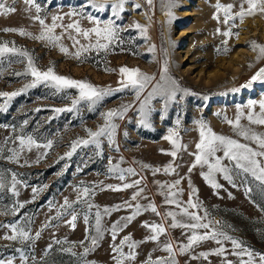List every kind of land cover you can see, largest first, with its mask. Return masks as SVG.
Returning a JSON list of instances; mask_svg holds the SVG:
<instances>
[{
	"label": "rangeland",
	"instance_id": "1",
	"mask_svg": "<svg viewBox=\"0 0 264 264\" xmlns=\"http://www.w3.org/2000/svg\"><path fill=\"white\" fill-rule=\"evenodd\" d=\"M223 5L233 3V13L239 10V0H219ZM10 6L16 8V12L7 16H0V42H9V46L14 42L15 46L27 50L35 65L40 70H46L50 64L54 65L55 72L59 75L70 77L76 80H87L92 85L99 88H111L115 90L120 85L117 83L121 79L119 68L127 66L129 69H139L147 75L158 74L163 61L166 59L169 67V75L175 78L182 88L188 89L191 95L184 96L181 100L179 94L177 100L169 104L166 111L162 113V100H154L151 104L150 114L151 127L139 125V113L137 111L138 102L133 103V93L130 90L114 92L113 95L105 97L92 111L88 110L86 102L82 101L77 110L73 112L54 113L52 108H67L71 106L72 99L76 98V89H67L62 93H55L54 89L41 84L35 88H30L23 94L14 97L8 104L7 111L0 112V149L12 148L16 144L11 141L5 146L4 141L16 136H32L39 143L53 141V147L48 150V155L37 162L38 154L45 150L35 149L26 152L20 161L24 164L27 159L28 165L19 166L9 163L7 159H0V170L18 174V179L24 182L27 187L21 185L19 196H12L10 193L0 194V210L11 208L15 203H24L25 206L19 209L15 216L6 214L0 215V224L17 222L22 226L29 225L30 235L40 230L45 221L56 216V211L64 203L65 198L70 202L77 200V187L93 188L94 185L117 186L122 183H131L134 180H142L139 187L144 188L143 197L137 201H131L133 206L139 202L141 205L153 203L161 213L165 211H178L172 205H164V196L160 195L158 183L169 184L185 177L181 180L179 188L182 194L178 199L186 204L189 195V180L196 189L193 201L199 203L201 209L196 211L203 216L207 211L214 226L226 232L229 236L241 241L244 246L255 253L264 254V192L261 186L250 176L245 183H241L243 176L236 177L234 182L236 187L228 184L219 175L218 182L222 185L219 190L210 188L201 177V172H206L207 168L197 166L188 172V168L194 161L195 144L199 141V130L196 121L203 120L213 132L237 139L241 143H250L236 136L226 123L227 120H234L237 108L243 109L245 118L241 119V124L247 126L246 114L249 109L246 107L249 101H259L264 98V82H254L249 84L251 77L260 69L264 68V59L257 62V53L253 52L249 45L251 42L264 46V16L257 14L249 17L243 23L237 21V27L233 29L238 32V36L228 39L227 47L230 51L227 54L217 52V49L224 47L223 35L217 34L226 30L223 23V14H220V22L214 20L213 14L216 12L217 0H172L176 7L171 9L172 17L165 15L166 9L162 7L161 0H154L153 6L149 8L145 0H129L125 4V11L122 13V20L117 21L128 31L121 32L122 43L119 47L114 46L113 54H97L89 52L84 54L83 62H78L70 56L60 53L58 48L46 46L45 42L21 37L18 34L5 33L3 29L14 28L23 29L35 36L40 33V25L33 22L35 10L26 11L27 5L24 0H7ZM42 6L40 15L45 17V22L51 24L53 15H62V23L67 25L72 20H78L82 29H89L94 25L86 18L80 16L72 17L71 20L65 15L70 11H81L86 0H37ZM139 3V9L133 8ZM86 14L98 16L105 20L110 16V11L98 13L92 8H83ZM143 13H147L151 20L145 18ZM136 14V15H134ZM148 26V40L145 41L138 30H133V23ZM61 28H57L56 35H60ZM75 35V33H72ZM81 44H86L82 37H79ZM95 40V37H92ZM61 43L68 47L72 53L71 40L67 34L62 36ZM155 46L156 51L149 52L150 46ZM123 49V50H122ZM166 54V55H165ZM13 62L6 60L0 71V92H13L23 87L25 83L31 81L30 76L14 75L15 72H22L27 61L23 63L15 62L18 57L10 58ZM249 64L252 66L249 67ZM105 67L112 69L111 73H105ZM145 91V95L147 91ZM3 98H0V103ZM122 104H132L133 107L125 113L123 119H115L117 125L115 143L109 147L107 138L101 140V155L96 154L94 145L87 147L80 146L71 157H66L65 153L70 151L71 142L78 137L87 139L85 129L96 131L97 126L103 125L101 112L118 109ZM41 111H35V109ZM254 113H259L257 105L251 109ZM161 114L164 119L161 120ZM180 119L178 129L179 139L182 145L187 146L186 151H180L173 163V158L165 153L171 151V145L164 139L169 128L176 127V120ZM28 124L24 125L23 121ZM251 128L264 133V126L252 125ZM18 144V141H17ZM255 148V144H250ZM6 157L7 151L3 153ZM222 156L223 153H217ZM64 157V159H60ZM112 160L113 165L120 162L121 169L133 168L135 176H127L125 181L116 178V174L108 173V161ZM169 163H173L176 172L167 175L163 168ZM228 164L227 160L223 161ZM147 165L148 167H142ZM160 168L159 173L153 174V169ZM47 187H44V186ZM42 189L36 194L33 200L32 188ZM251 188L248 192L247 189ZM137 191L130 188L120 192L100 191L94 189V195L90 194L86 199L98 206L101 210L104 207L123 205L125 201H130L131 195ZM167 190L165 189V192ZM32 201V202H28ZM73 207L78 213L76 226L73 230L67 221L71 219L68 209L64 216L59 219H52L50 227L46 228L34 243L21 245L3 239L5 235H10V230L0 228V259L15 257L13 264H20L19 253L15 251L17 247H22L29 257H35L37 262L42 259L47 264H114L113 253L111 251V233L107 231L111 224L120 220L121 217L131 215V209L121 208L120 211L111 213L110 216L103 217L102 226L105 229L103 239L99 240L98 247L90 251L83 260L79 259V254L83 248L80 241L85 238L86 226L83 216L88 212L84 203H73ZM93 208L89 213L90 223H95ZM182 219V217H178ZM160 223L161 218L154 213L147 211L136 217L128 227L124 228L117 235L114 242L119 245L124 236L131 235L132 240L138 242L135 249L136 258L126 261L125 264H144L149 258L168 257V253L162 251L163 245L169 240L175 244L187 243L186 236L181 233L184 229H171L165 225L167 234L161 235L157 242L149 241L139 243L151 235L148 229L141 225L144 222ZM217 222H220L217 224ZM205 230L199 232L203 234ZM190 234V233H189ZM90 235H95L94 228ZM66 240L63 245H54L49 255L44 256V249L54 240ZM73 244L76 247L72 250L76 255L59 251L61 247L70 248ZM92 248L90 240L86 242ZM219 247L215 242L209 240L193 247L189 253L180 255L177 251L175 256L176 264H223L225 257L209 256L207 259H192L200 252L211 251ZM224 247L229 251L225 254L226 259L235 261L237 257L231 254V243L225 241ZM124 252L129 253V248L124 247ZM175 250V249H174ZM247 259V257H244ZM32 263L31 259L28 264Z\"/></svg>",
	"mask_w": 264,
	"mask_h": 264
},
{
	"label": "snow or ice",
	"instance_id": "2",
	"mask_svg": "<svg viewBox=\"0 0 264 264\" xmlns=\"http://www.w3.org/2000/svg\"><path fill=\"white\" fill-rule=\"evenodd\" d=\"M129 0H86V3L83 5V8H92L98 13H105L110 11V16L107 19L101 20L98 16L86 14L83 10L77 12L75 10L65 13V15L71 20L72 17L80 16L82 19L86 18L94 26L89 29H82L80 27V22L78 20H72V22L64 25L62 21L64 16L62 15H53L51 17V24L45 22V17L40 15L42 11V6L37 3V0H24V3L27 5L26 11L31 12L32 9L35 10V15L31 17L33 22H38L40 25V33L38 35H31V33L26 32L23 29H14V28H5L3 31L5 33H15L21 37H28L36 41L45 42L46 46H51L58 48L59 52L65 56H70L77 60L78 62H83L84 54L89 52H96L97 54L103 52L105 58L109 54H113L114 46L119 47L123 42L121 38V32L128 31L129 29L125 28L122 24H118L117 21L122 20V13L125 11V4ZM149 8L153 6L154 0H145ZM162 7L166 9L165 15L171 20L172 13L171 9L176 7L172 0H161ZM15 0H13V4ZM233 3L223 5L217 0L215 5L216 12L213 14V19L218 23L220 22V14H223V23L226 26L224 32H220L217 29V34L223 35L226 39L223 44L222 49H217L218 53L227 54L230 49L227 47L228 39L233 36H238V32H234L233 29L237 27V21L243 23L246 18L254 17L257 14L264 16V0H239V10L233 13L234 8ZM141 5L139 3L134 4L133 8L139 9ZM16 8L10 6L7 3V0H0V16H7L9 14L15 13ZM145 18L149 21L151 17L147 13H143ZM148 26H142L139 23H133L132 29L138 30L139 35L145 40H148ZM57 28H61L62 32L60 35H56L55 31ZM75 33L73 35L72 33ZM67 34V37L72 42L73 48L76 50L72 53L69 52L68 47H65L61 43L62 36ZM79 37H82L85 41H88L86 44H81ZM92 37H95V40H92ZM250 49L253 52L257 53L256 60L257 62L261 59H264V46L257 44L256 42H251L249 45ZM123 50V49H122ZM149 52H155V46H150L148 48ZM166 55V54H165ZM11 57H18L19 60L15 62L23 63L27 61L24 71L15 72L14 75L17 77L20 76H30L31 81L25 83L22 88L17 91L9 92H0V98H3V102L0 103V112L7 111L9 102L14 98L30 88H35L38 85H45L51 89L55 90V93H62L67 89H76L78 95L76 98L72 99L71 106L67 108H52L51 111L54 113L62 112H73L77 110V106L82 102H86L88 105V110L92 111L94 108L103 101L105 97L113 95L114 92H123L125 90H130L133 93V103L138 102L137 111L139 113V125L144 127H151L150 124V114L152 108L150 107L154 100H162V113L167 110L169 104L177 100L178 94L179 98L182 100L184 96L191 95L188 89L182 88L179 82L169 75L168 62L165 59L160 67L158 79L155 75H147L141 72L139 69H129L127 66L119 68V74L121 79L117 81L120 85L115 90L111 88H99L87 80H76L70 77L59 75L55 72L54 65H51L46 70H40L36 67L35 62L31 54L22 48L15 46L14 42L9 46V42H0V69H2L4 62L7 60L8 63L13 61ZM252 65L249 64V67ZM105 73H111L113 70L105 67L103 69ZM2 75V71H0ZM264 82V68H260L250 79L249 84L246 86H251L254 82ZM147 89L146 95L144 94ZM258 103L259 113H254L251 111ZM132 104H122L118 109H112L106 112H101L100 116L103 119V125L97 126L96 131L90 129H85L87 134V139L77 138L71 142L70 151L65 153L66 157H71L76 149L80 146L87 147L89 145H94L96 149V154L101 155V140L102 138H107L108 145L111 147L115 143V135L117 130V125L114 123L115 119H123L124 115L130 108ZM246 107L249 111L246 114V119L248 125H242L241 119L245 118V113L243 109L237 108L235 119L227 120L226 123L230 125L234 134L244 141L250 143H241L237 139L230 138L225 135L217 134L208 127L203 120L196 121L198 130H199V141L195 144V153H189V155L194 156V161L188 168V172L191 173L194 168L200 166L201 168L206 167V172H201V177L205 183L212 188L213 190H219L222 185L217 180V175H219L224 181H227L228 184L236 187L234 182V175L236 177L243 176L244 179L241 183L247 181V177L250 176L254 181L258 182L261 186V191L264 192V133H258L254 131L252 125H261L264 126V98L257 101H249ZM35 111H41L37 108ZM160 119H164V115L161 114ZM176 127L169 128L168 134L164 136V139L169 142L171 145V151L165 153L173 158V163L177 157V154L180 151H186L187 146L182 145L179 139L178 129L180 127V119L176 120ZM24 125L28 124L27 120L23 121ZM16 144L15 147L0 149V159H7L9 163L18 164L23 167L28 165L27 159L24 160V164H20L22 156L26 152H31L33 148L41 149L45 151L37 156V162L48 155V150L53 147V141L48 140L46 143H39L32 136H16L13 138H8L4 141L5 146L9 142ZM18 141V144H17ZM250 144H255L256 147L253 148ZM7 151L8 155L5 157L3 153ZM222 152V156H218L217 153ZM64 159V157H60ZM227 160L228 164H224L223 161ZM120 162L113 165L111 159H109L108 164V173L116 174V178L120 181L126 180L127 176H135L136 172L133 168L121 169ZM173 163H169L163 168V172L167 175H171L176 172V168L173 167ZM142 167H148L143 165ZM160 168L153 169V174L159 173ZM176 179L172 183L163 184L158 183L157 186L161 190L160 195H163L164 205H172L178 211H165L163 213L157 210V206L153 203H148L147 205H141L139 202L133 204L131 201H137L138 198L143 197L145 191L144 188L139 187L142 180H134L131 183H122V185L117 186H100L94 185L93 188L89 187H77L75 190L77 192V200L75 202H70L65 198L64 203L60 206V209L56 211V216L45 221L41 226L40 230L35 233V236L30 235V222L27 226H22L17 222H9L6 224H0V228H7L10 230V235H5L3 239L19 243L21 245H27L29 243H34L35 240L39 239L41 233L51 225V220L61 219L65 212L68 209H72L71 219L67 221V224L71 226L74 230L76 226V221L78 219V213L73 207V203H84L87 206L88 212L83 216V220L86 226L85 229V238L80 241V247L83 248L82 253L79 254V259L83 260L90 251L94 250L95 247H98L99 240L103 239L105 229L102 226V220L105 216H110L111 213L120 211L121 208L131 209V215L121 217L120 220L112 223L110 228L107 229L111 233V240L113 244L111 245V251L114 254L113 260L114 264H125L126 261H132L136 258L135 249L138 247V242L132 240L131 235L124 236L120 240L119 245L114 242L117 239V235L124 228L136 219L137 216L143 214V212L150 211L156 216L161 218L160 223H149L144 222L141 226L145 229H148L151 232V235L146 237L143 241L139 243H147L149 241L157 242L161 235L167 234V229L165 225L167 224L169 218L171 223L168 224V228L171 229H184L186 231L181 234L186 236L187 243L175 244L173 241L169 240L166 242L162 251L168 253L166 258H158L153 260L151 255L144 262V264H176L175 256L177 251L180 255L189 253L194 246L199 245L205 241H213L219 247L212 249L207 252H200L198 256H192V259L204 258L207 259L209 256H220L225 257L223 264H237L235 261H229L226 259V253L229 251L224 247V242L231 243V254L237 257L238 264H264V254L255 253L250 250L243 243L231 236L226 232L220 230L219 227L214 226L209 214L204 210V215H198L196 211L201 209V205L193 201V196L196 194V189L192 187L191 181L189 180V195L187 203H182L178 197L182 194V190L179 188L181 180ZM25 186L23 181L18 179V174L15 172H8L6 170H0V194L10 193L12 196H19L18 186ZM44 187H47L46 185ZM99 188L100 191H112L120 192L130 188H136L130 198V201H125L123 205H116L113 207H104L102 210L90 203L86 198L90 194H95L94 189ZM165 189L167 190L165 192ZM42 191L36 187L32 188L33 200H35L36 194ZM248 192L251 191V188L247 189ZM32 202V201H28ZM24 203H15L11 208L5 206L4 209L0 210V215L10 214L15 216L19 209L24 208ZM93 208H96L94 213L95 223H90L89 213ZM264 211V209H262ZM182 217V219H178ZM220 222H217L219 224ZM95 230V235H90L91 229ZM205 230L203 234L199 230ZM190 233V234H189ZM90 240L92 248H89L86 244ZM66 240L54 239L45 249L44 256L49 255L54 245H63ZM129 248V253L124 252V247ZM76 247L73 244L70 248L61 247L59 251L65 253H71L76 255L72 250ZM175 249V250H174ZM19 253L20 264H28V260L31 259L32 264H47L46 260H41L37 262L35 257H29L23 250L22 247H17L15 249ZM247 257V259H244ZM15 257H8L6 259H0V264H13ZM87 264V262H85Z\"/></svg>",
	"mask_w": 264,
	"mask_h": 264
},
{
	"label": "bare ground",
	"instance_id": "3",
	"mask_svg": "<svg viewBox=\"0 0 264 264\" xmlns=\"http://www.w3.org/2000/svg\"><path fill=\"white\" fill-rule=\"evenodd\" d=\"M134 15H136V14H134Z\"/></svg>",
	"mask_w": 264,
	"mask_h": 264
},
{
	"label": "trees",
	"instance_id": "4",
	"mask_svg": "<svg viewBox=\"0 0 264 264\" xmlns=\"http://www.w3.org/2000/svg\"><path fill=\"white\" fill-rule=\"evenodd\" d=\"M30 264H32V263H30Z\"/></svg>",
	"mask_w": 264,
	"mask_h": 264
}]
</instances>
